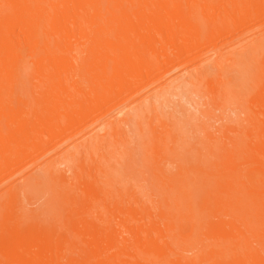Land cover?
I'll return each mask as SVG.
<instances>
[{
  "label": "rangeland",
  "instance_id": "374dc122",
  "mask_svg": "<svg viewBox=\"0 0 264 264\" xmlns=\"http://www.w3.org/2000/svg\"><path fill=\"white\" fill-rule=\"evenodd\" d=\"M87 5L88 14L69 13L64 21L105 25L119 22L106 16L108 11L176 8L187 21V30L200 36L179 55L109 92L71 123L1 156L0 231L1 220L8 217L55 228L61 241L75 243L90 236L77 231L75 224L81 220L117 232L113 230L122 229L127 219L125 208L140 207L154 198L155 175H176L178 164L194 145L209 140L227 143L237 128L247 124L251 100L264 88V65L257 66L264 57V0H92ZM94 8L101 14L93 13ZM112 35L96 37L108 40ZM36 37L83 41L95 36L51 30ZM3 53H14L19 61L1 62L0 70L18 74L20 80L0 81V87H21L27 94L4 102L9 112L0 114V127L12 122L11 113L40 104L30 92L44 86L32 75H41L47 67L36 63L37 58L87 54L22 40L17 49ZM111 56L112 48L107 47L94 56L90 67L76 66L73 86L87 88L95 65L109 62ZM139 103L143 106L137 116L120 120ZM82 140L84 144L75 149ZM200 247L196 243L183 253L190 256ZM10 250L0 241V264Z\"/></svg>",
  "mask_w": 264,
  "mask_h": 264
},
{
  "label": "bare ground",
  "instance_id": "6f19581e",
  "mask_svg": "<svg viewBox=\"0 0 264 264\" xmlns=\"http://www.w3.org/2000/svg\"><path fill=\"white\" fill-rule=\"evenodd\" d=\"M91 1L0 0V63L19 61L14 53L3 51L17 49L21 40L53 50L87 53L85 57L51 54L35 60L47 67L41 75H32L44 86L30 92L40 104L30 111L11 113L15 114L12 122L0 127V160L39 134L71 123L109 92L179 55L199 39V33L187 30V21L176 8L108 11L106 16L119 22L105 25L64 21L69 13L88 14ZM93 13L101 14L98 8ZM51 30L95 37L83 41L36 37ZM108 33L113 34L108 40L96 37ZM107 47L112 48L110 61L95 65L87 88L73 86L71 75L76 66L90 67L94 56ZM258 62L261 68L264 57ZM19 80L18 74L0 70V81ZM26 94L21 87H0V114L9 112L6 100ZM148 100L151 104L152 99ZM251 104L249 121L227 143L203 141L183 156L176 175H155L154 198L140 207L125 208L127 219L115 233L105 225L81 220L75 224L77 231L90 236L76 243L61 241L55 228L4 217L0 241L11 250L3 264H264V88ZM142 106L133 105L120 120L137 116ZM83 144L82 140L74 147ZM196 243L201 245L196 252L183 253Z\"/></svg>",
  "mask_w": 264,
  "mask_h": 264
}]
</instances>
